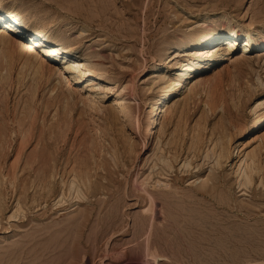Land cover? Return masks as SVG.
<instances>
[{
	"label": "rangeland",
	"instance_id": "374dc122",
	"mask_svg": "<svg viewBox=\"0 0 264 264\" xmlns=\"http://www.w3.org/2000/svg\"><path fill=\"white\" fill-rule=\"evenodd\" d=\"M0 2L29 30L47 25L45 34L87 59L106 81L98 93L108 95L92 96L47 65L40 76L38 63H6L0 48V188L9 200L0 212V264H264V187L257 178L241 192L235 171L258 150L264 165V125L248 134L264 111L255 109L264 102V48L242 56L239 41L230 61L213 58L167 102L154 137L145 134L153 99L175 77L165 51L214 29L222 33L214 55L223 54L232 30L241 38L264 35V0ZM156 66L161 72L153 76ZM110 92L123 102L118 116ZM193 137L197 154L189 149ZM170 139L181 155L170 172L152 177ZM218 140L231 154L216 170ZM184 163L190 175L181 173ZM143 181L159 183L156 197L181 198L173 204L191 198L182 211L149 204ZM142 220L149 224L143 230Z\"/></svg>",
	"mask_w": 264,
	"mask_h": 264
},
{
	"label": "bare ground",
	"instance_id": "6f19581e",
	"mask_svg": "<svg viewBox=\"0 0 264 264\" xmlns=\"http://www.w3.org/2000/svg\"><path fill=\"white\" fill-rule=\"evenodd\" d=\"M68 3H69V1H68ZM68 8L69 7H67V9ZM73 10H74V8H73ZM215 17L218 21L222 20L221 16L216 15ZM0 22H1L0 25H2V26H0V48H2V52H6L9 54V55L5 56L4 60L6 61V63L12 64V63H17V62H21V63L23 62L22 63L23 66H29V67L34 66L36 63H38L39 67H38V70L36 71V74H38L40 76H44V74L47 72L46 69H48L47 66H50L54 71H57L59 73V74L58 73L57 74L61 78H63L65 80V82L70 81V79H69L70 77L67 76V74H69V75L73 76V78L77 81V86L79 84H81V86H84L86 88L85 92H87L88 94H90L92 96L102 95L103 99H101V100H106V98L108 96L107 94L98 93L100 91V88H98V86L100 85V82H105V84H106L104 76L100 72H95V70H92V68H91L92 66L90 67L89 63L87 62V59H85L83 56H81L77 52H75L74 48H68L67 46L64 45V43L57 40V38L54 39L51 36H48L47 34H45L44 28L47 25L43 26V25L37 23L39 25L37 28H35L33 30H29L28 28H26L25 26L22 25L21 17L18 14H16L15 12L5 9L1 2H0ZM14 25H17V27L15 29L16 31L13 32V34H12L10 32L14 30V28H13ZM221 35H222V33H220L218 29L209 30V31L203 32L199 35H196V36L194 35L193 37L188 38L187 40H184L179 45L170 47L165 51V54H164L165 59L164 60L167 62L169 68L174 69L175 77L169 79L167 81V83H165L166 86L164 85L165 87L164 88L162 87V89L160 91H158L159 94L157 95V97H155L153 99V101H152L153 104L149 108V112H148L149 116H152V119H151V121H149L150 123H149L148 127L146 128V131H145L146 135L154 137L155 130L158 127V123H160V121L165 117V113H166L165 107L167 105V102L170 99H172L174 94L180 89V87H182V85H183L182 83L185 84V82H187L188 80L194 79L193 75L195 76V74H197L204 67H206L207 64L210 63L213 58L217 61H222V62L223 61H230L232 59L230 57L231 53H232V49L234 48V46L237 45V43L239 41L243 42V47H242V50L240 52L242 56L247 54L249 51H253L256 48H264V35L257 36L255 38H251L250 36L241 38V37H239L238 33H236L234 30H232L231 36L227 39L228 44L225 46V49L222 50V48H221V50L223 51V54L214 55V54H212V53H214L213 50L217 48L216 43L218 42V40H220ZM197 47H199V48L197 49L195 56H193V58H190L188 54L190 53V51L192 49H195ZM181 57H187L188 59H187V61L182 62L180 59H177V58H181ZM6 66H9V65L7 64ZM36 69L37 68H35V70ZM48 70H50V69H48ZM160 72H161V69L158 66L153 67L151 69V71H149V73L153 76L158 75ZM189 78H191V79H189ZM68 85H69L68 86L69 91H75L76 90V88H75L76 86H72L71 84H68ZM101 90H102V87H101ZM111 94H113V93H111ZM113 97H115V100H116L114 113H115V116L116 115L118 116V112H122V111L125 112V108H124L123 102L120 101L121 98H118L119 97L118 95L113 94ZM261 106H264V102L259 103V105H257L255 109L259 110L258 108H260ZM160 116H161V119L158 122V119ZM263 125H264V111L261 114H259V116L256 118V120L254 122H252L250 128L248 129V134L256 132ZM198 140H200V139H197L196 137L192 138V143L190 144V146L191 145L192 146L189 148L191 152L194 150L196 151V148H199V147H197L199 144ZM215 140H216V138H215ZM218 141L220 142V144L223 142V141L221 142L220 140H218ZM168 143L169 144L166 145V147L168 146L167 150H165V151L161 150V152L160 151L158 152L161 154V156H160V158H157V161H156V163H154V166L152 169L157 168V167H159V168L157 171L152 173L153 174L152 177H156V175H158V174H160V177H162L161 175H164L163 173L165 171L168 172L169 170H171L173 168V163L178 161V155L179 156L181 155L180 153L178 154L179 150H177V149L179 147L176 149V146H173L174 141L172 139H170V141ZM211 143H212V145L214 144V142H211ZM200 144H202V143H200ZM204 144H205V142H204ZM222 144L224 147L220 146L219 153H218V151H213V154L215 152L218 153V155H216V157L214 156L215 165H216L215 168L216 167L220 168L221 160L223 161L224 159H228V156L231 154L228 151L229 148L227 149L225 146L226 143H225V145H224V142ZM202 146H204V145L202 144ZM215 147H218V145L216 144ZM158 150H160V148ZM195 151H194V153H195ZM261 152H262V150H261ZM167 153L169 155L171 154V156H169V157H172L171 160H169V158L167 157V155H166ZM254 153H255V151H254ZM196 154H197V151H196ZM196 154L195 155L193 154V156H197ZM165 156L168 159H166ZM206 156H205V159L210 158V156L209 157H206ZM251 156H253V157H251ZM251 156L250 157L247 156L248 159H250V163H248V161L246 159L241 160V161L239 160L240 164H239L237 170H235L236 174H237L236 176L238 179L239 187L242 188L241 192L246 191L247 188H250L249 185L251 186V184L253 182L255 183L257 178L260 180L262 187H264V165L261 167L260 165L262 163H261V160H259L261 158L262 154L259 153V150H258V153L255 154V156L254 155H251ZM200 157H202V156H200ZM237 157H238V153L236 154V157L234 159H237ZM155 158L156 157L154 156V159ZM188 158H189V156H188ZM211 158H212V154H211ZM193 159H194V157H193ZM208 159H207V161H208ZM147 162H149V161L146 160V163L144 166L147 165ZM152 164H153V162H152ZM263 164H264V162H263ZM183 165H184L183 167H186V169L187 168L188 169L185 171L182 170L181 173H183V174L187 173L188 174L189 169H191L189 167H191L192 165H190V163H184ZM198 168L200 169L199 166H198ZM213 170H214V168H213ZM216 170H218V169L216 168ZM216 170H215V172H216ZM213 173L214 172H212V174ZM150 175H151V173H150ZM188 175H190V174H188ZM88 176H90V175H88ZM83 179L85 180V178H83ZM85 181H84V183H85ZM74 182H75V179H74ZM74 182L70 183L69 191L73 190L72 188L76 184ZM147 182L143 181V183H142V188H141L142 196H141V198L144 201H147L149 204H151L152 202L154 203L156 200H159L160 202H162V204L163 203L167 204L172 208L178 209L180 207L178 210L182 211V210H184L183 209L184 205L188 202V199L191 198L190 196L185 194L182 196L183 201H181L180 203H174L173 204L174 200L181 199V198L177 197L176 194H173L170 197L165 196V195L162 197L161 196L156 197V188L159 187V183H157V185L154 184L153 186H149L151 183L149 184ZM84 183H82L83 186H84ZM87 183H88V185L85 183L86 184L85 186H88L87 187V191H88V190H91V188L93 187V182L89 178ZM261 185H259V186H261ZM44 186H45V189H47V192L49 195L54 193L53 182H51V178L49 181H45ZM255 186L256 185H254V187ZM25 190H26V188H25ZM78 191L81 192V190H78ZM163 194H164V191H163ZM7 199H9V198H7ZM62 200L60 203L63 202ZM8 204H9V200L5 202V198L3 197V193H2L1 188H0V212L6 211L9 208ZM177 204L179 206H177ZM185 209H186V207H185ZM12 218L13 217H11V219ZM14 221H16V220H14ZM139 225H140V223H139ZM147 225H149V224H147ZM147 225H146V221L142 220L140 227L144 228ZM143 228L141 230H143Z\"/></svg>",
	"mask_w": 264,
	"mask_h": 264
}]
</instances>
